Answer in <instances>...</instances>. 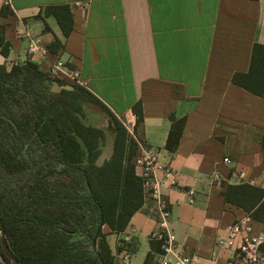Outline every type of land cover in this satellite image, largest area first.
Returning a JSON list of instances; mask_svg holds the SVG:
<instances>
[{
	"label": "crops",
	"instance_id": "1",
	"mask_svg": "<svg viewBox=\"0 0 264 264\" xmlns=\"http://www.w3.org/2000/svg\"><path fill=\"white\" fill-rule=\"evenodd\" d=\"M60 5L73 16L68 37L55 16L45 14ZM2 8L9 13L0 14V36L10 50L7 56L0 51V67L31 61L48 73L60 59L79 71L86 88L137 140L138 152L153 149L173 170L162 191L178 243L199 264H226L236 252L221 241L249 214L224 193L242 184L264 190V98L232 82L249 71L254 45H264V0H0ZM28 33L48 50L46 61L28 54ZM56 39L63 46L51 52ZM63 87L53 84L52 90ZM138 102L140 139L134 135ZM171 115L186 120L174 152L166 149ZM91 117L107 131L101 159L109 158L113 121L102 111ZM154 209L145 196L125 230L102 226L114 264H158L160 244L150 240ZM251 219L254 232L264 233V221Z\"/></svg>",
	"mask_w": 264,
	"mask_h": 264
},
{
	"label": "trees",
	"instance_id": "2",
	"mask_svg": "<svg viewBox=\"0 0 264 264\" xmlns=\"http://www.w3.org/2000/svg\"><path fill=\"white\" fill-rule=\"evenodd\" d=\"M2 8L0 14H8ZM65 37L73 30L67 5L45 9ZM56 39L49 50L57 52ZM10 43L0 36L7 56ZM232 82L264 98V45L255 44L247 73ZM53 84L64 86L52 90ZM89 106L98 107L117 130L109 158L101 159L107 135L88 122ZM136 132L143 122L142 104L133 107ZM166 149L174 152L185 118H169ZM264 154V132L261 136ZM139 144L119 119L86 87L52 78L31 61L0 67V235L21 264H114L102 226L122 232L145 202L143 180L134 158ZM227 202L264 221V190L230 185ZM160 247V246H159ZM161 251V250H160ZM0 255L4 256L0 244Z\"/></svg>",
	"mask_w": 264,
	"mask_h": 264
},
{
	"label": "built area",
	"instance_id": "3",
	"mask_svg": "<svg viewBox=\"0 0 264 264\" xmlns=\"http://www.w3.org/2000/svg\"><path fill=\"white\" fill-rule=\"evenodd\" d=\"M87 7L88 4H79ZM29 38L28 54L31 58L38 56L40 60H47L48 50L38 39L26 35ZM18 62L13 63L17 66ZM48 74L52 78L66 81L68 84H78L86 87L81 80L80 72L66 67L65 63L57 59L49 64ZM224 162L229 163L225 158ZM136 174L143 180L145 196L150 197L155 204V214L157 228L151 233L150 240L160 244V257L158 264H199L196 257L187 254L185 248L178 243L175 234L169 227L170 208L164 198L162 188L171 183L174 172L168 165L159 161L158 154L149 148H141L139 154L134 158ZM219 179L218 175L214 176ZM239 179L246 180L243 173ZM250 184L253 181H249ZM128 239V238H127ZM221 245L236 252L226 264H235L239 260L241 264H264V233L254 232L252 219L247 215L237 220L230 228L226 238L221 241ZM128 260V257H125ZM126 264H129L126 263Z\"/></svg>",
	"mask_w": 264,
	"mask_h": 264
},
{
	"label": "water",
	"instance_id": "4",
	"mask_svg": "<svg viewBox=\"0 0 264 264\" xmlns=\"http://www.w3.org/2000/svg\"><path fill=\"white\" fill-rule=\"evenodd\" d=\"M114 130H115L114 132L108 130V134H109V137L111 138L113 147L116 142V133H117V130L115 127H114ZM103 131L107 132L105 129H103ZM0 225H1V219H0ZM97 243L98 241H97V236H96L93 240V250L96 252L101 264H104V261L100 253L98 252ZM0 244H1V249L4 253V256L0 255V264H21L20 261L17 259V257L12 253L3 228H1Z\"/></svg>",
	"mask_w": 264,
	"mask_h": 264
},
{
	"label": "rangeland",
	"instance_id": "5",
	"mask_svg": "<svg viewBox=\"0 0 264 264\" xmlns=\"http://www.w3.org/2000/svg\"><path fill=\"white\" fill-rule=\"evenodd\" d=\"M89 109H92V112H90V116H96L97 114L98 115H100V109L98 108V107H95V106H89L88 107ZM93 120H92V117H91V119H90V117H89V115H88V122H92ZM134 135L137 137V139H140L139 137H138V134H137V132L136 131H134ZM131 134V133H130ZM132 135V134H131ZM133 136V135H132ZM141 147V146H140ZM138 154H139V152H138Z\"/></svg>",
	"mask_w": 264,
	"mask_h": 264
}]
</instances>
